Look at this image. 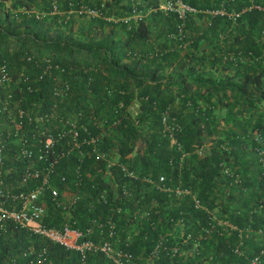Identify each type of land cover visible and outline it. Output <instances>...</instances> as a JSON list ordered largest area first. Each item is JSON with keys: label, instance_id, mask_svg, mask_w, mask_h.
<instances>
[{"label": "trees", "instance_id": "trees-1", "mask_svg": "<svg viewBox=\"0 0 264 264\" xmlns=\"http://www.w3.org/2000/svg\"><path fill=\"white\" fill-rule=\"evenodd\" d=\"M161 1L0 0L10 112H0V188H31L39 176L23 181L22 169L51 162L58 195L42 194L46 224L67 221L136 264H264V0H183L195 12L182 20ZM133 6L140 16L121 21ZM77 8L97 11L79 12L86 28L74 24ZM163 112L179 126L174 142ZM21 143L32 156L16 153ZM0 264L117 263L9 221Z\"/></svg>", "mask_w": 264, "mask_h": 264}, {"label": "built area", "instance_id": "built-area-1", "mask_svg": "<svg viewBox=\"0 0 264 264\" xmlns=\"http://www.w3.org/2000/svg\"><path fill=\"white\" fill-rule=\"evenodd\" d=\"M162 9L174 10L181 20L185 16V12L194 11V7L186 4L183 0H165L162 3H159V6ZM53 9H55V4H53ZM76 12H87L88 14L95 15L97 11L91 8H77ZM213 12H224L220 9H216ZM227 15L233 16L235 14L233 11L226 12ZM140 11L138 8L133 6L130 13L128 15H123L119 17V19L123 22H126L129 18L139 17ZM182 22L178 23L176 26L175 34L180 35L182 33L181 28ZM9 74L4 70V65L0 64V80H8ZM9 96V95H8ZM7 96V97H8ZM8 98L1 99L0 98V112H5L7 114L9 109H7ZM10 113V112H9ZM22 113L21 109H17V114L20 115ZM1 122V121H0ZM161 122H162V131L165 133L170 142L175 141V131L178 130L179 126L173 117L170 120H167V114L163 112L161 114ZM18 123V122H17ZM2 125V122L0 123ZM19 124V123H18ZM1 130V129H0ZM73 135H75V131H72ZM53 137L50 135H46L41 139V143L44 146V149H37V159H46V148L51 145ZM24 140H22L23 142ZM2 144L0 142V161L2 153ZM19 156L22 157H30L33 154V150L27 145L21 143L16 152ZM51 162H48L44 166L41 167H31V165L26 166L22 169V180H26L28 177H38L39 182L35 183L31 188L26 189L25 191H3L0 188V197L3 199H7L10 201L8 206H5L0 201V228L3 227L7 222L12 221L18 224L20 227L25 228L30 233L38 235L40 238L59 244L63 247L78 250L82 255L84 250L87 249H99L101 250L107 257L111 258L117 264H136L134 260H131L127 253L121 252L112 247L109 241L103 240L98 245L94 244L89 239H81L83 236V231L75 226L70 225L67 221H63L58 225L46 224L42 221V216L44 215V201L42 199V194L45 189L49 190L52 198H56L58 195V190L54 186H50L48 184L49 180V168L48 165L51 166ZM109 163V162H108ZM120 172L124 177H132L134 176V170L129 168L125 163H120L118 165ZM224 172H227L224 169ZM164 176L158 175L156 178V182L163 181ZM149 182H154L150 178H145ZM166 188V187H164ZM168 189V187L166 188ZM173 191L176 195L181 193H188L189 190L182 189L178 187H174ZM66 200L69 203L71 199L75 197V194H70ZM65 202V201H64ZM63 201H56L58 205L64 206L65 203ZM195 205H198V200L194 198ZM119 207L116 208L118 210ZM105 225L108 227L109 235L112 233V221L110 218H106L104 220ZM264 234V227H263ZM259 254L264 257V240L262 246L259 250ZM256 257L253 258L255 260Z\"/></svg>", "mask_w": 264, "mask_h": 264}, {"label": "rangeland", "instance_id": "rangeland-1", "mask_svg": "<svg viewBox=\"0 0 264 264\" xmlns=\"http://www.w3.org/2000/svg\"><path fill=\"white\" fill-rule=\"evenodd\" d=\"M160 3V2H159ZM161 3H162V1H161ZM148 12V9H146L142 14H146ZM195 11H193V13H194ZM81 13V12H80ZM80 13L79 12H77V14L74 16V24H77V23H79V24H81V26H83V27H87L86 26V19H87V15L86 16H79L80 15ZM83 14V13H82Z\"/></svg>", "mask_w": 264, "mask_h": 264}, {"label": "crops", "instance_id": "crops-1", "mask_svg": "<svg viewBox=\"0 0 264 264\" xmlns=\"http://www.w3.org/2000/svg\"><path fill=\"white\" fill-rule=\"evenodd\" d=\"M130 109H136V104H135V103H132V104L130 105Z\"/></svg>", "mask_w": 264, "mask_h": 264}]
</instances>
